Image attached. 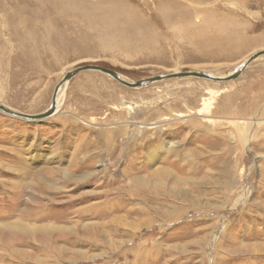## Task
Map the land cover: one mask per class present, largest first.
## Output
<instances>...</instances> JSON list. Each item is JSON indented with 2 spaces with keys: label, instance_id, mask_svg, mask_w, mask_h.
<instances>
[{
  "label": "rangeland",
  "instance_id": "374dc122",
  "mask_svg": "<svg viewBox=\"0 0 264 264\" xmlns=\"http://www.w3.org/2000/svg\"><path fill=\"white\" fill-rule=\"evenodd\" d=\"M261 51L264 0H0V104ZM59 94L0 112V264H264V56Z\"/></svg>",
  "mask_w": 264,
  "mask_h": 264
},
{
  "label": "water",
  "instance_id": "95a60500",
  "mask_svg": "<svg viewBox=\"0 0 264 264\" xmlns=\"http://www.w3.org/2000/svg\"><path fill=\"white\" fill-rule=\"evenodd\" d=\"M264 56V51H261L255 55H253L248 61L247 63L240 68L239 70L235 71L233 74L226 76V77H216V76H211L209 74L206 73H201V72H180L177 75H167V76H157V77H153L150 79H147L145 81H139L136 83H129L125 80H122L120 75L109 68H105L102 66H93V65H87V66H83L80 67L78 69H76L75 71H72L70 73H68L63 80L61 81V83L57 86L54 95H53V101H52V105L51 107L48 109V111L41 113V114H37V115H27V114H22V113H17L12 111L11 109L0 105V110L17 118L20 119H24V120H31V121H37V120H43L46 119L48 117H50L56 109V98H57V94L59 89L65 84L67 83L69 80H71L73 77L77 76L79 73L81 72H86V71H98L101 73H104L106 75L111 76L112 78H114L115 80H117L118 82H120L121 84L130 87V88H139L142 87L144 85L147 84H152V83H156V82H160L163 80H167V79H171V78H176V77H194V78H199V79H204V80H209V81H213V82H218V83H222V82H229V81H233L235 79H237L242 73L243 71L251 64L253 63L256 59H258L259 57Z\"/></svg>",
  "mask_w": 264,
  "mask_h": 264
},
{
  "label": "bare ground",
  "instance_id": "6f19581e",
  "mask_svg": "<svg viewBox=\"0 0 264 264\" xmlns=\"http://www.w3.org/2000/svg\"><path fill=\"white\" fill-rule=\"evenodd\" d=\"M121 4V3H120ZM70 6H72V5H70ZM70 6H68L66 3H64V6H63V8L65 9V10H69V8H70ZM103 11H104V19L105 20H107L108 22H111V20H113V19H115V20H124V21H126V22H128V23H133V20L132 19H134L133 18V15L131 16V14H130V12L128 11V10H126L123 6L122 7H120L119 5H115V6H111V7H109V8H104L103 9ZM112 18V19H111ZM111 19V20H110ZM208 22V24L207 25H210V26H212L213 24V22L212 21H207ZM112 24H113V22H112ZM111 24V25H112ZM120 24V23H119ZM206 25V26H207ZM229 25H230V23H227V22H221V23H219L217 26L219 27V29H218V38L219 37H222V36H220V35H224L225 37H223V40H225V42H230V41H233L234 40V37L236 36V35H232V34H226L227 33V30H228V27H229ZM120 26V25H119ZM232 27V26H231ZM235 27V26H234ZM229 33V32H228ZM235 33V32H234ZM218 38H216V39H214L215 41H218L219 39ZM242 38V37H241ZM222 39V38H221ZM237 41V40H236ZM235 42V41H234ZM250 59V58H249ZM248 59V60H249ZM248 60H246L242 65H240L235 71H237V70H239L240 68H242L246 63H247V61ZM234 71V72H235ZM233 72V73H234ZM179 73V72H178ZM178 73H175L176 75L178 74ZM232 73V74H233ZM171 75H174V74H171ZM210 75V74H209ZM170 76V75H169ZM211 76H214V75H211ZM121 77V76H120ZM178 78H192V77H176V78H171V79H178ZM122 80H124L123 78H121ZM168 80V79H167ZM164 81V80H163ZM218 83V82H217ZM61 91V88L59 89V91H58V94H57V98H56V109H55V112L50 116V117H48V118H51L53 115H55V113L57 112V110H58V108H59V98H60V94H59V92ZM124 103V102H123ZM129 104H131V103H129ZM0 105H2V104H0ZM4 106V105H3ZM131 106V105H130ZM0 112H3V111H1L0 110ZM3 113H5V112H3ZM7 114V113H6ZM9 115V114H8ZM37 210V209H36ZM35 209H29L28 210V214H29V216L30 215H33V217H34V215L36 214V211ZM36 216H37V214H36ZM32 217V216H31ZM9 235V234H8ZM9 238V237H8ZM11 240H13L14 242H17V241H19L20 240V238H19V236L17 235V234H12L11 235ZM3 240H4V238L0 241L1 242V244H3L4 242H3ZM21 241H22V239H21ZM4 245V244H3Z\"/></svg>",
  "mask_w": 264,
  "mask_h": 264
}]
</instances>
